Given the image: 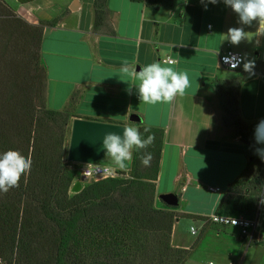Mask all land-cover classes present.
Wrapping results in <instances>:
<instances>
[{
    "label": "crops",
    "instance_id": "0c3cea01",
    "mask_svg": "<svg viewBox=\"0 0 264 264\" xmlns=\"http://www.w3.org/2000/svg\"><path fill=\"white\" fill-rule=\"evenodd\" d=\"M5 1L18 16L34 24L62 17L56 26L45 29L41 53L48 75V107L62 110L74 93L79 97L66 135V164H70L75 118L137 127L130 120L136 113L143 124L164 130L157 198L161 193L178 194L175 211L183 214L204 217L219 211L229 185L252 159V146L259 148L254 130L264 119V73L240 87L241 116L253 126L251 144L224 125L221 97L213 84L216 79H236L246 65L264 61V31L257 21L242 23L224 0L216 4L207 0H108L107 14L115 34L107 35L94 31L95 0ZM230 29L242 31L238 45L231 42ZM228 43L244 55L239 70L220 64L219 55ZM168 58L174 62L164 61ZM153 63L187 74L189 86L182 96L154 105L139 98L138 73ZM210 186L221 191H211ZM181 219L185 217L174 224L172 244L190 249L185 263L201 246L205 260L200 264H264V218L254 238L240 235L234 227L204 225L202 220L188 218L199 222L196 229L202 232L201 241L195 243L176 240Z\"/></svg>",
    "mask_w": 264,
    "mask_h": 264
},
{
    "label": "trees",
    "instance_id": "16d2710c",
    "mask_svg": "<svg viewBox=\"0 0 264 264\" xmlns=\"http://www.w3.org/2000/svg\"><path fill=\"white\" fill-rule=\"evenodd\" d=\"M107 4L94 1V31L114 35ZM61 18L34 24L0 0V154L14 150L31 160L17 186L0 192V264H184L190 249L173 246L174 224L182 217H203L179 213L178 206L163 200V205L156 204L163 129L137 123L142 139H154L134 150L131 169L71 192L80 171L65 163V141L79 97L74 93L62 110L48 107L41 53L45 29ZM263 73L264 61L257 59L240 77L213 84L221 97L224 125L247 144L253 126L241 116L240 87ZM252 149V159L229 185L218 212L258 214L264 161ZM149 154L146 166L142 159Z\"/></svg>",
    "mask_w": 264,
    "mask_h": 264
},
{
    "label": "clouds",
    "instance_id": "9594fccd",
    "mask_svg": "<svg viewBox=\"0 0 264 264\" xmlns=\"http://www.w3.org/2000/svg\"><path fill=\"white\" fill-rule=\"evenodd\" d=\"M189 0H185L188 3ZM204 3V0H201ZM218 0H207V3L216 4ZM226 5L239 14L240 21L244 24H252L257 21L264 31V0H224ZM205 11L208 10L205 4ZM231 42L238 45L243 39L240 29H230ZM235 57H225L226 63ZM252 65H246L245 70H250ZM139 98L146 104L166 103L172 101L177 95H183L189 86L187 74L178 73L171 67H162L159 63L149 64L142 67L138 73ZM149 131V129H145ZM154 137L149 135L142 139L136 128L127 127L124 130V141L109 134L104 140L106 158H111L112 163L119 169L124 170L126 162L132 160L133 150H141L152 143ZM254 140L259 145H264V119H261L254 130ZM255 154L264 161V147L255 149ZM151 155L143 157L142 163L148 165ZM31 168V160L26 159L19 152L8 150L0 154V192H8L10 188L17 186L22 174Z\"/></svg>",
    "mask_w": 264,
    "mask_h": 264
},
{
    "label": "water",
    "instance_id": "95a60500",
    "mask_svg": "<svg viewBox=\"0 0 264 264\" xmlns=\"http://www.w3.org/2000/svg\"><path fill=\"white\" fill-rule=\"evenodd\" d=\"M130 120L134 123H141L140 115L133 113ZM127 127L136 128L129 125H122L111 122H104L88 118H75L72 123V133L69 145L68 159L76 164H103L115 166L111 158H106L104 151V140L109 134H114L124 141V130ZM134 150L132 153V160ZM132 160L126 162L127 167L124 170L131 169ZM118 168V167H117ZM84 187V180L78 179L72 186L71 192L77 193ZM165 203L170 206H178L179 195L176 193H164L160 195Z\"/></svg>",
    "mask_w": 264,
    "mask_h": 264
},
{
    "label": "built area",
    "instance_id": "2783aa9c",
    "mask_svg": "<svg viewBox=\"0 0 264 264\" xmlns=\"http://www.w3.org/2000/svg\"><path fill=\"white\" fill-rule=\"evenodd\" d=\"M211 27V26H210ZM226 49L220 53L219 61L223 68L228 70H239L244 63V55L242 52L235 50L229 43L226 45ZM225 57H235L230 59V62L226 63ZM164 61L173 63L172 58L164 59ZM80 171V179L84 181H99L110 177L123 176L122 171L117 167L103 165V164H74ZM73 164L69 165L72 167ZM79 179V178H78ZM209 189L214 192L221 191L220 187L210 186ZM202 223L205 224H219L226 227L237 228L242 236H248L254 238L255 230L258 224V214L255 217H248L245 215H230L220 212H215L204 216ZM191 232L196 235L198 230L195 226L191 227ZM203 264H215L214 261H205Z\"/></svg>",
    "mask_w": 264,
    "mask_h": 264
},
{
    "label": "rangeland",
    "instance_id": "374dc122",
    "mask_svg": "<svg viewBox=\"0 0 264 264\" xmlns=\"http://www.w3.org/2000/svg\"><path fill=\"white\" fill-rule=\"evenodd\" d=\"M262 45H264V39L262 41ZM257 46L260 47V45H257ZM258 146L264 147V145H259V144H258ZM70 163H72V162H70ZM67 165H70V164H67ZM78 178L80 179V174L78 175ZM90 182H92V181H84L85 184H88ZM161 194H164V193H161ZM263 198H264V195H262V197H261V202H260V206H259V210H258V223L259 222L261 223V220L264 218V200H262ZM161 200L162 199H160V197L157 198L156 204L158 206L163 205ZM240 215H242V214H240ZM191 226H195L197 228L199 226V222L191 221L188 218L181 219L180 223H178V226H177L178 234L180 233V235L177 236L176 240L177 241L179 240L180 242H187V243H195L196 241H201L202 232L201 233L198 232L197 235H193L190 231ZM259 226H260V224H259ZM201 248L202 247L200 246V248H199L200 250H198V249L194 250L195 251L194 254H192L190 256V259H188V262L185 264H200V262L202 260H205V253H203V251H201L202 250ZM204 248H205V246H204Z\"/></svg>",
    "mask_w": 264,
    "mask_h": 264
}]
</instances>
